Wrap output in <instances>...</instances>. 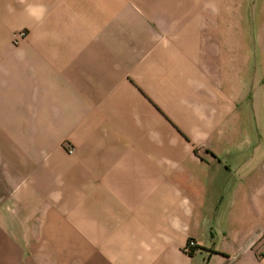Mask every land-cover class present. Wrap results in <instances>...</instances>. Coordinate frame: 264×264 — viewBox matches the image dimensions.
<instances>
[{"label": "crops", "instance_id": "crops-1", "mask_svg": "<svg viewBox=\"0 0 264 264\" xmlns=\"http://www.w3.org/2000/svg\"><path fill=\"white\" fill-rule=\"evenodd\" d=\"M252 64L264 0H0V264H264Z\"/></svg>", "mask_w": 264, "mask_h": 264}, {"label": "rangeland", "instance_id": "rangeland-1", "mask_svg": "<svg viewBox=\"0 0 264 264\" xmlns=\"http://www.w3.org/2000/svg\"><path fill=\"white\" fill-rule=\"evenodd\" d=\"M246 73H249L251 77L250 84L254 92L248 104L244 103L243 105L241 122L243 121L246 130L260 133L261 141L264 142V85L259 84L260 71H254L253 64L250 65Z\"/></svg>", "mask_w": 264, "mask_h": 264}, {"label": "built area", "instance_id": "built-area-1", "mask_svg": "<svg viewBox=\"0 0 264 264\" xmlns=\"http://www.w3.org/2000/svg\"><path fill=\"white\" fill-rule=\"evenodd\" d=\"M25 35H26L25 32H21L18 34V37L24 38ZM71 152H72V150L69 151V153H71ZM194 246H195V243L192 240H189L184 247V252H186L187 254H190L192 252Z\"/></svg>", "mask_w": 264, "mask_h": 264}]
</instances>
